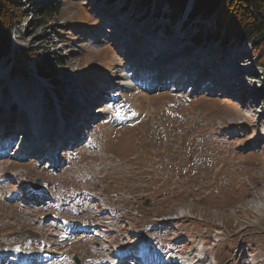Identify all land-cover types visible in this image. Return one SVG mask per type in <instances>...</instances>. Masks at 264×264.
Instances as JSON below:
<instances>
[{
	"label": "rangeland",
	"instance_id": "374dc122",
	"mask_svg": "<svg viewBox=\"0 0 264 264\" xmlns=\"http://www.w3.org/2000/svg\"><path fill=\"white\" fill-rule=\"evenodd\" d=\"M22 2L29 12L46 6L56 12L52 20L37 29L31 25V14L17 27L15 46L34 48L38 52L29 60L26 72L12 66L13 53L0 61L6 77L0 84V90H4L0 91V112L3 113L0 134L12 127V122L16 124L20 120L14 118L23 111L17 109L13 99L22 93L40 104L44 100L52 104L46 129L60 126L65 119L57 120L63 112L61 105L65 103L66 109L70 102L75 105L77 91L81 92L80 99L70 115L75 110L78 113L69 121L79 119L78 125L82 116L92 113L89 112L91 105L86 109L84 100L92 103L99 98L97 94L93 98L94 90L102 85L101 95L109 94L110 98L105 96L101 100L105 103H101L96 115L97 144L91 138L86 143L79 140L81 144L75 152L60 153L57 170L48 159L33 162L9 159L6 142L0 141V169H5L7 174L5 183L0 185V247L20 243L21 234L28 228L42 230L47 237L53 233V227L42 223L53 211L50 207L29 208L22 200L14 201L18 185L27 186L29 181L43 177L54 196L67 202V216L84 218L86 211L81 212L82 209L94 204L91 210H96L102 201L117 211L118 218L123 215L120 232L101 230L100 237L72 246L70 250L90 264L99 256L97 249H101L103 256L112 257L115 249L110 250L108 244L135 249L130 243L139 233L141 238L147 237L159 247L168 248L164 253L180 251L182 256L196 260L197 241L205 237L218 264H242L251 255H256L260 264H264V76L248 90V94L255 95H247L246 99L240 91L205 96L202 92H185L186 88L173 90L166 86L162 90H146L139 83L126 90L120 84L125 63L130 65L140 48L146 51V43L137 46L127 38L129 28L136 36L142 25L148 26L147 34L155 28L161 40L173 48L183 44L187 48L184 55L192 56L189 62H184L182 71L194 70L191 78L197 80V77L200 83L204 77L205 84L212 75L211 70L206 73L202 69L201 65L206 68L204 61L207 60L195 57L196 52L208 50L213 60H220L222 53L226 57L241 55L231 48V41L226 43L224 35L217 32L214 19L192 17L187 7L184 14L179 13L168 24L169 15L156 16V7L152 4L149 3L146 11H136L137 5H126L127 0ZM165 5L162 12L169 13L171 6ZM112 19L117 20L119 27L116 43H93L95 34L103 32L105 24ZM199 21L204 24L198 26ZM168 29L174 37L170 41L162 36ZM57 38L61 41H56ZM66 43L76 46L78 51L69 53L71 49H61ZM235 45L248 52L252 50L250 44ZM180 55L170 61H178ZM60 56L64 57L65 64L60 67L47 64ZM188 64L193 65L189 71L185 68ZM38 65L43 70L48 68L41 73L48 76L50 84L36 73ZM97 79L101 82L93 85ZM81 84L86 85L85 90L83 86L80 90ZM14 87L20 90L17 94H13ZM132 92L136 103L129 96ZM251 99L256 101L252 103ZM126 220L129 225L123 226ZM214 233L218 241L211 242L209 234Z\"/></svg>",
	"mask_w": 264,
	"mask_h": 264
},
{
	"label": "trees",
	"instance_id": "16d2710c",
	"mask_svg": "<svg viewBox=\"0 0 264 264\" xmlns=\"http://www.w3.org/2000/svg\"><path fill=\"white\" fill-rule=\"evenodd\" d=\"M114 1V0H110ZM153 0H127V4L134 3L139 9H146L145 5ZM188 0H156L157 13L161 6L169 4L176 17L184 12ZM150 5V4H149ZM56 10L51 6L26 11L22 0H0V60L10 56L12 66L19 71L26 72V67L35 55L33 48H16L13 46L14 33L21 26L28 14H31L32 25L35 29L52 20ZM215 15L218 32L224 33L227 40H238L254 45L257 60L264 66V0H195L193 16L209 17ZM55 60V62H54ZM64 64V57L47 61V64ZM51 65V64H50ZM52 66V65H51ZM49 67V70L51 69ZM40 73L47 70L38 65ZM51 71V70H50Z\"/></svg>",
	"mask_w": 264,
	"mask_h": 264
},
{
	"label": "bare ground",
	"instance_id": "6f19581e",
	"mask_svg": "<svg viewBox=\"0 0 264 264\" xmlns=\"http://www.w3.org/2000/svg\"><path fill=\"white\" fill-rule=\"evenodd\" d=\"M113 22L117 23V20L115 19V20H113ZM140 28H144L146 30V35H149L148 37L153 35L152 33H156L157 32V31H155L153 29L151 34H147L148 33V26L147 25H142V26H140ZM129 30L131 31V33H133V31L130 28H129ZM171 33L172 32L168 29V30H166L165 33L163 32V34H165V37L163 35L162 36H163V38H168L169 41H170V40H172L174 38L173 35L172 36L170 35ZM152 37L153 36H151V40H154ZM163 41H164V43H162V45H167V47L171 48L169 50H172V51L164 59H161L160 61H156L157 65L150 66L149 65L150 63H148L147 65L146 64H142L140 67H137V66H133L132 67V66H129V65H125L124 67H122L121 73H120V80H121L120 83L126 90H130L131 89V85L133 83H139L140 79L141 80L145 79L147 81V80H149L152 77L154 78V81L150 82L151 85L156 84V82H157V84L164 83L163 82L164 79H167V77H171L168 80H165V84H166V82H170V85L179 86L181 89L187 88V90L189 88L191 90V87H194L195 85H196V88H198L200 86V83L197 82V80H194L193 78H191V76H188V75H185V74H183V76H182L183 78L179 82L176 81V79H174V78L172 79V76L175 75L174 77L176 78V77L180 76V74L179 73H170V71H172V69L170 70L171 65L173 63H175V62H178V63L189 62L192 55L191 56H189V54L184 55L185 53H183V52H185L187 48L184 49L183 51H179L180 50L179 47L178 48H173V46H170V44L168 42H166L167 43L166 44L165 40H163ZM147 49H148V46H146V51H147ZM142 50H144V47L141 49V53H140L141 57L144 56V52H146V51H142ZM188 50H189V48H188ZM208 52H209L208 50L205 51V52H196L195 57H197L198 59H201V61H202V58H206L207 62L204 61V63H206L204 65L206 67L210 66L211 64L212 65L213 64H215V65L218 64V66L215 67V69L217 70L216 74L214 72H211L212 75L215 74V79L217 80L216 87H221L222 89H226V90L229 89L230 92H236L232 88L228 87V85H226L225 79L230 77V76H233L232 72H236L238 69L239 70L241 69V68H239L237 66H233V64H230V62L236 61L237 58L235 56L226 57L227 54L221 55L226 60V62L223 63L221 61V59L217 60L219 58H216V60H213V58H212L213 55L209 54ZM177 54H182V55H180L178 61L171 62L170 60L172 59V57L173 56L176 57ZM229 54H230V52H229ZM239 57H241V55ZM162 61H164V63L166 62V63H172V64L166 66L165 70L162 71V70L158 69L161 65H163V64H161ZM226 63H229V65L228 64L226 65ZM153 66H155V67H153ZM241 70H243V69H241ZM243 72L247 73V70L243 71ZM3 74H4V72L0 68V75H3ZM187 79L190 80L191 83H189L187 81ZM193 82H195V83H193ZM84 95H88V93H86ZM129 96L132 97V99L135 100V103H136V95H135V93L132 92V93L129 94ZM58 97H60V96L58 95ZM35 98H37V97H35ZM13 102L17 103V107H18L17 109L20 112L23 111L22 113H17L16 118H14V119H18V118L20 119L16 124H14V126L16 128H19V127L22 126L23 127L22 132H25L28 129L24 125L29 126V124L25 123L24 120L28 119L30 116H32L35 119L36 117L40 116L42 114V111L44 110V113H45L46 116L40 122V124L42 126H41V131H40L39 135H41L43 138L46 137L45 138L46 139L45 143L47 142V140H50L51 138L65 140L66 138H68V137L72 138L75 135L77 136L76 139H78V137H79L78 134L79 133L77 132V127L80 128V125H78L79 119H77V121L76 120L75 121H73V120L69 121V119L72 116H74V115L77 116V113H78L77 110L74 111L75 113L73 112L72 115H70L69 117L65 118L61 122L60 126L54 127L53 129H46L45 125L48 122V119H46V117H47L48 112H49V103H48V101L46 102L44 100L40 104L34 98H27L25 96V93H22L21 95L14 96ZM28 102H30V103H28ZM84 103L87 105V106H85L86 109L88 107H90V105L92 106V103L86 102L85 100H84ZM45 108H47V109H45ZM40 110H42V111L40 112ZM89 112H92V110H89ZM2 114L3 113L1 111L0 115H2ZM91 114L92 113H88L87 112V116H91ZM64 121H68V123H64L63 124ZM14 126H13V129H15ZM55 132H57V133H55ZM79 224L82 225L83 223H79ZM78 230H84V228H78ZM144 250H146L145 247H142V249H140L139 252L142 253V251H144ZM255 258H256V256L251 257L250 261L255 263ZM180 263L181 264H195V262H189L188 259H186V258L181 259ZM95 264H111V263H110L109 259H107V260L106 259H102V260L96 261ZM211 264H215V263H211Z\"/></svg>",
	"mask_w": 264,
	"mask_h": 264
},
{
	"label": "water",
	"instance_id": "95a60500",
	"mask_svg": "<svg viewBox=\"0 0 264 264\" xmlns=\"http://www.w3.org/2000/svg\"><path fill=\"white\" fill-rule=\"evenodd\" d=\"M35 235H36V236H39V234H37V233H36Z\"/></svg>",
	"mask_w": 264,
	"mask_h": 264
}]
</instances>
